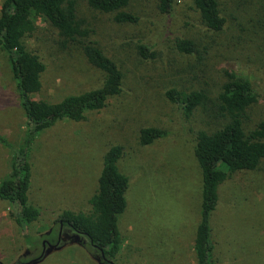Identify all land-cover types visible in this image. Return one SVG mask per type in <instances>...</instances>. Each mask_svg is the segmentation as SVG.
I'll use <instances>...</instances> for the list:
<instances>
[{
	"label": "rangeland",
	"instance_id": "374dc122",
	"mask_svg": "<svg viewBox=\"0 0 264 264\" xmlns=\"http://www.w3.org/2000/svg\"><path fill=\"white\" fill-rule=\"evenodd\" d=\"M74 1L78 17L91 30L89 40L121 70L122 90L103 109L86 113L83 121L62 120L38 136L30 155L28 197L39 218L22 230L0 200V264L30 262L42 251L41 259L30 264H100L99 253L80 246L78 238L72 240L75 233L60 227L58 218L64 211L90 212L102 156L112 145L124 149L118 168L129 188L127 207L118 218L121 249L111 264H196L201 169L194 146L196 131L206 129L207 119L201 113L186 119L165 93L202 89L214 97L226 72L246 76L264 91V0H218L226 21L218 33L203 25L191 0H177L168 14L158 11L156 0H131L125 11L136 21L126 25L93 11L86 0ZM35 25L25 45L45 71L34 99L56 103L102 85L103 73L88 64L76 45H60L41 18H35ZM179 39L194 41L197 52H178ZM139 45L154 56L141 57ZM253 115L264 116V104ZM147 127L166 135L141 146L138 133ZM24 130L15 82L0 52V138L18 146ZM9 157L0 141V181L9 173ZM210 230L214 264H264V160L219 186ZM49 233H60L59 243L43 250ZM26 237L33 238L34 250L25 249Z\"/></svg>",
	"mask_w": 264,
	"mask_h": 264
},
{
	"label": "trees",
	"instance_id": "16d2710c",
	"mask_svg": "<svg viewBox=\"0 0 264 264\" xmlns=\"http://www.w3.org/2000/svg\"><path fill=\"white\" fill-rule=\"evenodd\" d=\"M131 0H86L93 11L110 14L119 25L135 23V17L125 9ZM177 0H156L162 14L172 11ZM201 22L210 31L221 32L225 19L218 0H191ZM35 18L47 22L60 39V45L74 44L89 65L104 75L100 87L77 95H69L52 103L34 99L41 91V76L45 65L37 55L27 50L25 39L36 31ZM91 30L78 17L74 0H4L0 10V52L6 57L18 95V106L25 117V130L18 146L0 138L9 151L8 175L0 181V200L10 208L9 216L16 226L25 230L39 218V210L29 202L31 184L30 155L38 136L55 123L68 120L75 123L85 119L88 112L104 108L106 101L119 95L123 74L114 60L100 46L90 41ZM178 52L196 53L194 41L179 39ZM144 59L154 56L149 48L139 45ZM226 80L216 96L204 90L189 92L170 89L166 99L179 109L186 119L197 113L207 121L206 129L196 131L194 156L201 169L200 220L196 227L193 250L196 264H214L210 216L218 202L219 186L232 174L253 171L264 160V116H254L256 108L264 104V91L257 89L246 76L226 72ZM254 116V118H253ZM166 132L156 128L140 129L138 143L148 146L163 138ZM121 145H112L102 156L97 188L88 203L90 212L64 211L59 226L70 228L80 239L100 255V264H111L121 249L118 218L127 207L126 193L129 179L118 168L123 156ZM46 240L55 244L57 234L49 233ZM25 249L34 250L33 238H25ZM41 259V256L36 257Z\"/></svg>",
	"mask_w": 264,
	"mask_h": 264
},
{
	"label": "flooded vegetation",
	"instance_id": "af4514ba",
	"mask_svg": "<svg viewBox=\"0 0 264 264\" xmlns=\"http://www.w3.org/2000/svg\"><path fill=\"white\" fill-rule=\"evenodd\" d=\"M60 227H61V225H60ZM60 234V233H59ZM58 234V235H59ZM58 235H57V241H56V243L55 244H51V243H49L47 240H44V241H42V247H43V250H44V248L45 247H55V246H57L58 245V243H59V237H58ZM43 252V251H42ZM42 252H41V254H40V256L42 255ZM37 259V258H36ZM111 263V262H110Z\"/></svg>",
	"mask_w": 264,
	"mask_h": 264
},
{
	"label": "water",
	"instance_id": "95a60500",
	"mask_svg": "<svg viewBox=\"0 0 264 264\" xmlns=\"http://www.w3.org/2000/svg\"><path fill=\"white\" fill-rule=\"evenodd\" d=\"M61 227H62V225H61ZM59 236H60V234H59ZM33 261H35V260H32V261H30V262H26V263H22V264H30V263H32Z\"/></svg>",
	"mask_w": 264,
	"mask_h": 264
}]
</instances>
